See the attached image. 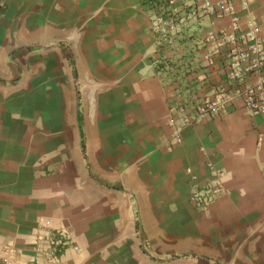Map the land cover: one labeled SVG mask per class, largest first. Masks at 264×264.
Listing matches in <instances>:
<instances>
[{"label": "crops", "instance_id": "obj_1", "mask_svg": "<svg viewBox=\"0 0 264 264\" xmlns=\"http://www.w3.org/2000/svg\"><path fill=\"white\" fill-rule=\"evenodd\" d=\"M209 2L164 41L185 0H0V264H264V115L227 102L169 146L228 84L219 6L264 35V0Z\"/></svg>", "mask_w": 264, "mask_h": 264}, {"label": "built area", "instance_id": "obj_2", "mask_svg": "<svg viewBox=\"0 0 264 264\" xmlns=\"http://www.w3.org/2000/svg\"><path fill=\"white\" fill-rule=\"evenodd\" d=\"M176 0H164L165 6H172ZM191 10L185 16L175 19L173 15L164 16L161 12L155 16L154 28L159 37L168 41L167 36L177 33L178 25L194 20L200 15H217V7L209 0H185ZM226 3V2H225ZM223 11L231 16L229 30L222 29L218 34H210L206 42L211 45L209 56L218 60L227 85L217 88L213 96H206L194 111L184 116L180 121L171 120L172 134L169 146L179 145L182 141L181 131L186 125L198 122L204 117L222 112L225 103L238 100L248 115H264V35L255 26H250L246 32H239V18L231 6L221 4ZM252 23L250 22L249 25ZM220 192L215 189L211 196L194 194L192 201L197 207H204Z\"/></svg>", "mask_w": 264, "mask_h": 264}, {"label": "rangeland", "instance_id": "obj_3", "mask_svg": "<svg viewBox=\"0 0 264 264\" xmlns=\"http://www.w3.org/2000/svg\"><path fill=\"white\" fill-rule=\"evenodd\" d=\"M198 104H200V102H199ZM198 104H197V105H198ZM197 105H196V106H197ZM196 106H195V107H196Z\"/></svg>", "mask_w": 264, "mask_h": 264}]
</instances>
